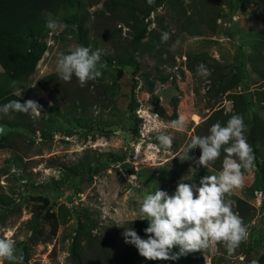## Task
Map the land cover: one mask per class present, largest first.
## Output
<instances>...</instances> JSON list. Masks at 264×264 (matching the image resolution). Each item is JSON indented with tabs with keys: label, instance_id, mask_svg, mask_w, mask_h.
<instances>
[{
	"label": "rangeland",
	"instance_id": "rangeland-1",
	"mask_svg": "<svg viewBox=\"0 0 264 264\" xmlns=\"http://www.w3.org/2000/svg\"><path fill=\"white\" fill-rule=\"evenodd\" d=\"M102 3L74 0L55 14L44 13L45 22L51 17L60 26L39 36L43 53L34 71L16 82L22 89L20 97L37 101L42 115L22 127L13 123L11 114L0 113L4 129L0 134V237L15 241L24 264H75L72 244L84 258L100 244L113 253L130 248L124 242L123 227L138 215L146 195L167 191L170 178L198 185L202 177L219 174L212 165L205 168L196 163V148L189 151V159L177 156L183 155L191 137L205 135L208 126L216 123L225 126L239 114L247 130L256 126L258 152L244 173L243 187L226 199L234 201V207L237 199L247 202L250 210L240 217L246 220L249 237L244 248L231 255L222 243L211 244L203 262L197 264H251L264 253V193L255 164L256 159L264 160V0H179L184 16L178 22L171 20L163 1L142 24L145 32L133 54L140 63L136 71L105 59L120 55L116 46L134 32L116 22L104 30L96 20ZM72 21L87 27L89 48L99 50L100 63L105 64L101 77L84 87L75 77L65 82L55 72L57 54L81 46ZM142 25L137 23L136 31ZM160 32L174 39L165 43L171 41L169 49L177 40L179 44L156 57L146 49L156 45ZM200 64L210 71L209 76L197 74ZM236 74L239 82L229 89ZM49 76L51 80L46 79ZM40 80L51 86L57 102ZM0 85L13 93L16 90L1 67ZM231 94L243 96L237 108ZM181 116L188 125L177 131L171 122ZM155 129L173 138L171 149L160 148ZM222 162L223 157L217 165ZM80 166H96L98 171L91 180L81 179L76 176ZM54 188L58 196L48 202V206L54 203V218L38 217L36 211L44 204L38 196L48 197ZM121 222L123 227L116 226ZM90 236L96 237L91 250L86 245ZM173 252H178L177 247ZM158 262L196 264L181 257Z\"/></svg>",
	"mask_w": 264,
	"mask_h": 264
},
{
	"label": "clouds",
	"instance_id": "clouds-1",
	"mask_svg": "<svg viewBox=\"0 0 264 264\" xmlns=\"http://www.w3.org/2000/svg\"><path fill=\"white\" fill-rule=\"evenodd\" d=\"M151 5L154 0H147ZM55 31L60 22L51 17L45 25ZM170 39L168 32L161 33V42ZM179 44L177 40L169 49L174 50ZM99 50H91L87 46H77L68 53H58L55 61V72L59 79L70 82L75 77L79 85L84 87L88 81L101 77L105 64H101ZM197 74L207 77L211 73L205 65L197 66ZM35 84V83H34ZM31 85V86H34ZM14 95L20 97L21 87H16ZM42 106L33 99L11 100L0 106V113L19 112L29 115L33 119L39 118ZM188 125L186 117H179L171 122L173 129L183 131ZM158 132L157 140L163 150L172 147L173 138L162 129ZM247 127L243 116L233 115L226 123L213 124L209 134L194 135L183 149V155H177L181 160L189 159V151L199 147L200 156L196 163L208 168L225 153L222 170L218 175H207L200 179L199 184L179 182L175 192L169 195L164 190H156L146 195L142 200L139 213L128 221L136 219L146 220L148 226L144 229L147 238H141L133 228L123 227L124 242L136 247L139 255L145 260H177L179 257L195 251H203L214 243H222L229 255L233 254L242 242L247 241L249 232L242 218L234 211V201L226 199L234 190L244 185V173L254 163V152L247 142L245 132ZM4 132L0 127V134ZM174 157V156H173ZM195 193V195H194ZM178 247V252L173 248ZM24 264L23 252H17L15 241L10 237H0V264ZM251 264H258L253 260Z\"/></svg>",
	"mask_w": 264,
	"mask_h": 264
},
{
	"label": "trees",
	"instance_id": "trees-1",
	"mask_svg": "<svg viewBox=\"0 0 264 264\" xmlns=\"http://www.w3.org/2000/svg\"><path fill=\"white\" fill-rule=\"evenodd\" d=\"M163 1L167 2L168 15L172 21L178 22L181 20V17L184 16L179 0H154V3L149 5L147 0H103L102 6L103 10L99 12L96 16L98 17L96 20L100 21L104 30L106 27L108 28L110 22H116L118 24H123L128 28V32L132 30L134 32L133 37L129 40H125L123 43H120L119 46H116V53L112 57H106L107 61H112L118 66L130 65L134 68L133 71H136L140 63L133 56L135 50L137 48V44L140 42L141 38L144 35L145 27L143 24L144 20L150 15L152 11L155 10L156 7L160 6ZM93 0H89V3H92ZM74 0H0V67L2 69L3 75L10 81L20 82L24 81L33 71L37 61L43 53V48L39 43V36L43 33L47 32L49 29L45 26L46 22L44 19V13H57L59 9H61L64 5H73ZM104 12L106 14L104 15ZM105 16V17H103ZM102 17V18H101ZM104 18V19H103ZM75 24L77 33L78 43L81 46H87L88 41L86 39L87 36V27L83 26L79 22L72 21ZM140 23L142 26L139 30L136 31V24ZM98 24V23H97ZM102 30V29H101ZM120 30V29H119ZM110 37H112L111 32H108ZM161 33L158 34L156 39V45L150 50L153 51L156 57H159L162 53H167L171 41L174 39L171 38L170 42L165 44L161 42ZM151 48V46H150ZM109 59V60H108ZM239 69L240 66H239ZM49 76L46 79L51 80ZM238 75L234 76V82L228 88L238 84L239 82ZM45 79V78H44ZM41 87H43L48 94L51 95L52 99L55 100V97L52 95L51 86L45 85L43 80L39 81ZM134 86H132L133 88ZM231 100L234 103V106L238 107V102L242 100L240 94H231ZM17 99L21 103L25 101L24 98L15 96L12 91L8 88L0 85V106L3 104ZM80 101V100H79ZM81 105V102L76 103V108ZM12 115V121L14 124L18 126L27 127L32 118L23 113L19 112H10ZM256 118H254V121ZM7 123V122H6ZM211 126H208V130L205 135L209 134V129ZM245 136L249 143L252 146L253 152L257 154L258 149L256 146L255 134H257L256 126L253 124L250 128L245 132ZM204 134H197V136H205ZM264 144V143H263ZM198 155L200 156L199 147L196 148ZM225 153L221 151V157L224 158ZM219 158V159H220ZM218 160L215 161L214 164H211L218 171L222 170V164L218 166ZM255 164L259 168L260 177V185L262 192L264 193V160L259 161L255 160ZM98 171V167H89L83 168L80 166V171L76 173V176H80L81 179L91 180V174L96 173ZM127 172L129 174H133V168H127ZM179 182L188 183L185 181H178L175 178H170V187L167 189V193L169 195L175 192V189ZM190 184V183H189ZM58 189L54 188L50 191V195L48 197L42 196L39 197V200L43 201V206L36 211L38 217L43 216L45 219H53L54 214L51 212V206L54 203H51L48 206V202L50 198L54 199L58 196ZM195 194V193H194ZM51 196V197H50ZM262 205L264 207V197L262 200ZM250 208L246 201L242 199L236 200V205L233 208V211L241 216L242 212L249 211ZM243 220V223L246 225V220ZM133 228L137 234L146 239L147 234L144 232V229L147 227L145 224V220H134L132 223H127L124 228ZM123 228V231H124ZM39 233V232H38ZM55 231L51 233V235L45 238L46 241L50 240ZM96 237H91L87 240V247L90 248L93 245V240ZM219 247L220 243H216ZM245 242H242L240 246L236 249H243ZM226 249V248H225ZM91 250V248L89 249ZM177 250L179 251L178 247ZM206 251H195L188 253L187 255L181 256V258L190 263H201L203 262V255L207 253ZM235 250V251H236ZM247 249H245L246 251ZM71 256L72 260L75 264H95L96 261H100L103 264H159L158 260H145L141 255H139L136 247L131 244L130 248L125 249L122 252H114L112 250H108L103 245H98L96 250L90 252L88 257L82 255L80 250L75 248V245H71ZM93 260V262H92ZM256 261L258 264H264V253L261 254Z\"/></svg>",
	"mask_w": 264,
	"mask_h": 264
}]
</instances>
